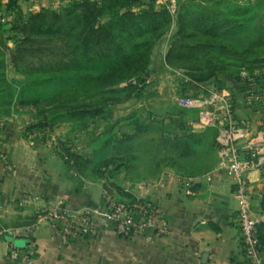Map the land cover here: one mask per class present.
Here are the masks:
<instances>
[{"label":"rangeland","instance_id":"rangeland-1","mask_svg":"<svg viewBox=\"0 0 264 264\" xmlns=\"http://www.w3.org/2000/svg\"><path fill=\"white\" fill-rule=\"evenodd\" d=\"M27 1L17 0L13 11L9 0H0V138L13 128L32 144H45L72 176L110 191L122 180L149 182L165 171L198 177L216 167V128L184 131L192 115L177 107L176 98L223 84L236 103L249 105L246 94L264 80V0H135L119 15L150 8L169 15L153 33H122L120 54L141 42L149 51L146 60L135 69L131 59L115 66L114 47L102 44L82 54L78 41L65 70L60 36L34 39L40 54L13 65L16 13L26 20L84 0H46L35 9L26 8ZM130 69L129 79L119 76ZM249 106L260 126L261 105ZM181 140L191 144L188 151ZM21 195L10 200L0 191V235L12 223L34 222L21 211L32 209L26 201L35 194Z\"/></svg>","mask_w":264,"mask_h":264},{"label":"crops","instance_id":"crops-1","mask_svg":"<svg viewBox=\"0 0 264 264\" xmlns=\"http://www.w3.org/2000/svg\"><path fill=\"white\" fill-rule=\"evenodd\" d=\"M44 1H27L26 8L35 9ZM236 113L256 120L253 108L239 99ZM184 116L188 118L186 113ZM0 145L4 152L0 157L2 196L12 200L25 191L39 196L38 200L26 201L32 209L21 211L31 215L34 222L12 223L8 232L0 235V264H248L236 222L232 181L220 170L211 169L210 179L204 178L189 193L175 178H166L159 187L161 175L144 181L141 187L135 186L133 196L152 200L162 208L168 232L156 236L147 229L143 235L123 238L113 224L102 221L97 214L103 209L101 182L72 176L45 144H32L13 128L2 135ZM248 177L252 212L259 220L257 232L264 246V168L252 170ZM124 182L116 184L121 187ZM56 197L63 198L73 211L90 210L95 230L66 237L44 223L37 225L47 201ZM4 234L10 239H4ZM12 248L19 250L17 259L9 256ZM28 251L31 255L27 258Z\"/></svg>","mask_w":264,"mask_h":264},{"label":"built area","instance_id":"built-area-1","mask_svg":"<svg viewBox=\"0 0 264 264\" xmlns=\"http://www.w3.org/2000/svg\"><path fill=\"white\" fill-rule=\"evenodd\" d=\"M178 75L183 77L182 82L188 81L185 76L180 73ZM252 87L245 96V102L249 105H261L263 123L260 126L253 120L237 116L236 101L224 87L203 89L200 86L194 95L176 98L175 103L178 108L192 115V119L186 124L189 131L216 128L218 163L214 169L222 171L232 181L237 200L236 222L244 257L248 264H264V246L260 243L257 232L259 220L252 212V188L248 177L252 170L264 168V80ZM212 173L213 170H209L201 176L191 177L165 171L157 184L161 187L166 178H175L189 193L195 184L204 178L210 179ZM144 184L129 181L122 184L121 190L124 194L131 195L132 199L122 195L120 197L117 191H102L103 209L97 214L102 221L113 224L117 234L123 238L143 235L147 229L152 230L156 236L168 232L162 208L152 200L132 195L135 186L141 187ZM31 199L38 200L39 196L34 195ZM46 206L43 215L37 219V225L44 223L57 235L74 237L91 233L96 228L90 210L73 211L66 206L63 198H51ZM146 238L149 239L150 236L147 235ZM29 255L31 251L26 253V257ZM9 256L17 259L19 250L12 248Z\"/></svg>","mask_w":264,"mask_h":264},{"label":"trees","instance_id":"trees-1","mask_svg":"<svg viewBox=\"0 0 264 264\" xmlns=\"http://www.w3.org/2000/svg\"><path fill=\"white\" fill-rule=\"evenodd\" d=\"M134 1L95 0V2H89L88 0H84L81 4L79 2H72L60 10H41L34 17L27 18L26 20L22 19L20 13L17 12L18 23L15 26L16 34L11 38L16 45L13 51L15 57H11L10 60L14 66H17L19 62L30 63L31 58L40 54L38 53L39 51H42L40 48L41 44L38 40L34 42V39L60 36L62 39L60 55L65 58V60L61 59L62 63L65 64L62 67L63 70L67 69L66 63H70L72 55H74L73 50L76 49L78 41L80 42L82 54L88 51V49L96 48L102 44H105L109 48L114 47L118 56L114 57L112 64L116 66L131 59L132 66L135 69L138 64L146 60L149 51L147 48H144V43H131L129 41L131 46L121 55L119 42L125 39L122 33L132 28L139 30L141 28V35H146L149 32L153 33L161 29L164 24H167L169 15L167 13H155L151 8L149 11L141 12L140 14L125 12L119 15V11L122 8H127ZM16 2L17 0H9V9L18 11L15 6ZM106 16L109 17V20L101 22L102 18ZM133 72L134 70L130 69L126 71V74H120L119 76L121 77L122 75L124 79H129V75ZM217 87H223V84H219ZM184 131H188L187 127ZM179 143L182 144L184 150L188 151L190 149L191 144L189 142L181 140ZM174 146L176 147L177 145L175 144ZM118 169L120 168L116 166L112 172L119 171ZM95 172L97 173L98 171L96 170ZM111 175H115V178L117 177L116 174ZM115 189L121 195L132 199V196L124 194L119 186H115ZM261 206L264 211V202H262ZM3 238L10 239L6 234L3 235Z\"/></svg>","mask_w":264,"mask_h":264}]
</instances>
